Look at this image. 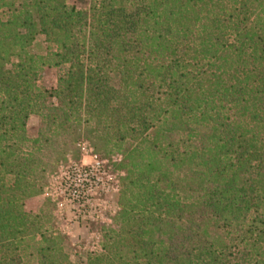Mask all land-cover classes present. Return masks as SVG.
<instances>
[{"label":"trees","instance_id":"16d2710c","mask_svg":"<svg viewBox=\"0 0 264 264\" xmlns=\"http://www.w3.org/2000/svg\"><path fill=\"white\" fill-rule=\"evenodd\" d=\"M81 130L122 174L73 252L40 197ZM0 264H264V0H0Z\"/></svg>","mask_w":264,"mask_h":264},{"label":"built area","instance_id":"2783aa9c","mask_svg":"<svg viewBox=\"0 0 264 264\" xmlns=\"http://www.w3.org/2000/svg\"><path fill=\"white\" fill-rule=\"evenodd\" d=\"M78 146L82 151L80 160L62 164L50 176L45 194L54 202L58 200L57 205L65 204L72 209L75 217L88 214L95 217L94 220H102L108 201L99 195L118 192L122 173L114 170L113 162L119 158L102 159L85 142H80Z\"/></svg>","mask_w":264,"mask_h":264},{"label":"rangeland","instance_id":"374dc122","mask_svg":"<svg viewBox=\"0 0 264 264\" xmlns=\"http://www.w3.org/2000/svg\"><path fill=\"white\" fill-rule=\"evenodd\" d=\"M69 3H78V0H68ZM41 45L34 46V51L38 53L44 52V44L41 43V39L37 40ZM37 84L43 89V88H51L55 85V70L53 68H45L43 72L38 75V81ZM37 121L35 117H31L28 122L29 127V135L34 136V126L36 125ZM82 136L80 137V141L85 142L87 147L91 148V151L94 152V148L91 146L89 139H87L83 134V131L81 130ZM53 144L54 149L50 151L54 154V151H61V148L63 147V140L60 136H58ZM82 153V151H81ZM56 157V155H53ZM66 159H60V162L56 166V168L52 171L50 169L48 172H46V185L48 184V181L50 179V176L57 172L59 167L63 164H66L70 161H76L75 158H73L72 153L69 151L64 156ZM114 167V166H113ZM114 171V170H113ZM45 185V187H46ZM44 187V190L42 192V195L40 197L41 200H46L45 198H50L45 194L46 189ZM101 197H104L108 202L105 203L106 207L103 210V218L102 220H94L95 217H91L88 214L85 217H75L72 209H70L65 204H59L58 200L56 202L52 201L53 203V210L51 211V214L48 215L46 211V217L48 218L47 222H45V218L43 220V224L45 226L52 228L53 230L59 231L62 234L66 235L70 242L72 243L73 252L75 251H97L99 250L100 246V240H101V229L102 227L100 224L102 222L109 223L110 218L116 211L117 206L114 199V194H107L106 196L99 195ZM50 209V205H47ZM46 206V207H47Z\"/></svg>","mask_w":264,"mask_h":264}]
</instances>
